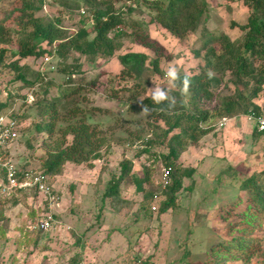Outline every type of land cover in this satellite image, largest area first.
<instances>
[{"label": "rangeland", "instance_id": "obj_1", "mask_svg": "<svg viewBox=\"0 0 264 264\" xmlns=\"http://www.w3.org/2000/svg\"><path fill=\"white\" fill-rule=\"evenodd\" d=\"M22 1L0 0V26L4 32L0 37V47L8 50L17 48L18 40L14 32L20 26L18 18L24 21L18 10ZM31 1L38 3L36 0ZM76 1L78 0H42L39 10L34 12L44 22L60 17L58 24L66 29V35L69 36L78 31L83 21L86 39L90 40L95 33L92 28L93 9L89 5H83L81 0L78 1L80 6L73 8ZM207 1L206 18L199 28H203L204 33L227 34L237 42L242 35L239 25L246 21L248 8L241 0ZM111 3L114 10L123 12V15L119 13V20L125 35L118 39L120 47L114 49L110 56L82 54L72 49L63 58L55 51L57 42L51 45L43 42L42 46L50 51L46 52L49 54L27 56L18 62L20 65L29 63L31 69L39 73L32 90L26 92L27 95H32L27 96V104H21L23 99L20 97H7L8 89L15 95L14 83H10L13 74L7 70L0 71V101L7 99L9 103L2 111L9 112L10 108H14L18 113H30L29 118L18 122L19 135L10 146V155L20 167L40 169L38 166L45 156L44 146L49 141L46 135L32 132L34 123L41 120L35 108L31 107L37 99L51 100L60 87L66 91L74 89V93L69 94L60 109L68 102H73L78 103L82 109L92 110L102 128L107 131L110 146L117 142L123 144L125 152L129 147L134 152L135 149H144L148 145V139L154 136L153 129L158 132L157 125H163L158 114L146 107L143 99L175 88L170 78L172 75L176 78L182 72H199L198 60L194 57L193 50L200 45V34L190 32L181 39L173 36L151 20L152 12L142 1L136 3L112 0ZM136 31L148 34L154 39L158 49L155 51L154 48L153 51L136 42ZM132 51L146 54L145 75H151L150 84L142 82V78L140 81L121 78L122 66L117 56ZM46 56L49 57L47 60L44 59ZM154 56L159 59L158 68L162 70L160 75L153 73L150 66ZM207 73L211 78L214 77L209 87L213 97L201 98L197 103L208 109V118L206 122H201L200 127H210L209 131L193 141H186L185 149L174 163L181 170L178 177L180 186L174 194V205L164 212H159V206L167 196L159 183L160 167L164 162L158 154L164 153L167 143L153 144L150 146L152 151L147 149L148 160L144 166L147 182L143 190L134 192L136 205L130 209L138 220L127 231L130 233L127 250L122 249L127 244L125 237L110 228L117 225H99L98 233L91 234L94 227L90 230L84 229V226L78 229L74 226L75 222L72 225L64 220L66 217L68 220L69 217L76 216V208H71L69 204L79 205L74 203V196L71 198L73 202L64 204L65 211L70 214L63 218L61 212H58L56 220L59 223L56 221L50 229L44 231L35 225L37 212L41 209L38 206L39 198L36 195L28 197L18 193L13 194L10 199L0 197V264H256L253 261L246 263L238 258L233 259L231 256L213 263L212 247L218 240H225L236 233L231 225L240 223V220L232 211L234 202L245 194L241 189V180L253 171L264 168V133L259 135L257 131L254 132V124L246 116L255 102L262 105L259 108L264 112V87L252 99L246 111L237 115L243 116V119L232 123L235 126H231L230 121L219 126L221 116L215 114L214 109L218 107L220 96L231 93L233 86L226 82V76L221 79V75L212 70ZM27 77L31 78L30 75ZM25 91V88L19 90L20 94H25ZM188 95L187 92V103L190 98ZM176 131L182 129L174 130ZM171 134L172 132L169 135ZM138 145L142 148H135ZM106 152L105 148L100 151L101 165H104V161L107 162L102 158ZM135 168L141 173L140 168ZM99 194L96 196V205L99 203ZM151 206L155 209L152 210ZM129 212L127 210L125 215ZM73 229H84V235L77 236ZM261 233H264V221L254 230L255 235ZM110 246H116V252Z\"/></svg>", "mask_w": 264, "mask_h": 264}, {"label": "trees", "instance_id": "obj_2", "mask_svg": "<svg viewBox=\"0 0 264 264\" xmlns=\"http://www.w3.org/2000/svg\"><path fill=\"white\" fill-rule=\"evenodd\" d=\"M36 1L37 4L31 0H23L18 9L24 21L19 18L17 20L20 25L14 32L18 40L17 48L8 50L0 47V71L11 72L13 77L10 83H14L15 86V95L11 89H8L7 97L12 99L20 97L23 99L21 104H27L26 92L32 90L31 87L38 81L39 73L31 69L29 63L20 65L19 59L49 54L50 51L42 46L43 42L48 45L57 42L55 51L63 58H66L72 49L82 54L110 56L114 49L120 47L118 39L125 35L119 20V13L123 15V12L114 10L111 5L112 0H81L83 5H89L93 9L92 28L95 33L90 40L86 39L87 33L83 27V21L78 31L70 36L66 35V29L58 24L60 17L44 22L43 18L35 15L34 12L39 10L42 0ZM78 1L72 5L73 8L80 6ZM124 1L136 3L142 1L152 12L151 20L179 39L190 32L198 33L201 37L199 47L193 50V55L198 60L199 72L191 74L182 72L177 74L176 78L171 74L172 77L170 75L168 77L172 79L175 88L157 92L152 97L143 99L146 107L153 109L152 112L158 114L163 121L162 126L157 125L158 132L153 129L154 136L148 139V145L144 146L142 151L147 152L146 147L156 143H167L164 146L166 149L164 153L159 154L164 165L171 167V180L163 188V193L167 196L159 206V212H164L174 205V194L180 186L178 177L181 170L176 168L174 163L185 149L186 141L197 139L206 134L210 128L200 127L201 122H206L208 118V109L200 107L197 103L201 98L213 97L209 87L214 77L211 78L207 72L212 70L221 75V79L226 76V82L233 86L231 93L220 96L218 107L214 109V113L221 117L243 114L252 103V99L264 87V0H241L249 13L246 21L239 25L242 35L237 42H234L227 34L204 33L203 28H199L206 18L207 0ZM141 32L136 31L134 40L153 51L155 48L156 51L158 47L154 39ZM3 35V27L0 26V37ZM117 59L122 66L120 72L122 79L140 81L142 78V82L150 84L151 75H145L147 59L145 53L126 52L118 55ZM158 62V57L154 56L150 66L153 73L160 75L162 70L158 68ZM20 88L26 89L25 94H20ZM62 88L60 87L51 100L42 98L31 104L37 116L41 118L34 123L33 134L41 133L49 138L44 146L45 156L38 167L50 177L60 174L66 162L90 164L92 160L100 157V151L103 148L108 151L110 147V137L95 118L92 110L82 109L78 103L73 102H68L69 105H63V109H60L65 99L69 98V94L74 93V89L66 91ZM187 92L190 96L188 103ZM129 99L132 98L129 97ZM7 102V99L0 101V113L6 112L2 110L9 105ZM261 106L257 102L252 103V110L260 111ZM9 115L19 122L29 118L30 113L26 111L18 113L14 108H10ZM176 129H182V131L174 132ZM171 132L172 134L169 135ZM258 133L260 135L264 132ZM120 168L119 179L130 171L131 161L123 159ZM241 189L245 191V194L234 202L232 211L237 215L240 223L231 225L236 233L225 240H218L212 247L213 263L231 256L233 259L238 258L246 263L253 261L256 264H264V233L254 234V230L264 221V168L244 177L241 180ZM102 196L110 198V206L116 211L123 206L131 205L130 201L121 197L118 181H109ZM12 197L13 195L10 198ZM220 250L223 251L220 253ZM186 264L200 263L187 262Z\"/></svg>", "mask_w": 264, "mask_h": 264}, {"label": "crops", "instance_id": "obj_3", "mask_svg": "<svg viewBox=\"0 0 264 264\" xmlns=\"http://www.w3.org/2000/svg\"><path fill=\"white\" fill-rule=\"evenodd\" d=\"M237 117L233 116L228 118L227 122L230 121L229 124L231 126H235L232 123L237 122V119H243V116ZM122 145L123 144H119L117 142L112 143L106 154L102 156V158L107 161H104V165H101L102 163L100 164L101 157L92 160L88 165L85 163L76 164L73 162H66L63 166L62 172L53 177V185L54 188L60 192V201L55 209V218L58 212H61L60 215H62L63 218H65L67 214H70L67 213L68 211H65L66 206H64V204L66 202H73V199L71 198L74 196V203L79 205L75 206L71 205L72 203L69 204L71 208H76V216H73L74 218L69 217L68 220L66 217L64 220L68 223H71L72 225L75 222L74 226L78 227V229L79 227L84 226V229L87 228L90 230L91 227H94V229L91 230V234L96 232L98 233V230L100 229L99 225H117L111 226L110 228H113V231L115 232H120L121 236L125 237L127 244L125 247H122V249L125 248V250H127L129 248L127 246L130 234L127 231H129L130 227L135 224L134 222L138 220L137 217H135V220L134 216L132 215L133 211L131 212V209L136 205V199H134V196L136 195H134V192L139 191V189L143 190L145 187L147 178L144 176V172H146V168L144 166L146 165L145 161L148 159L146 158L147 152H143L141 149H135L133 152L134 149H131L130 147L126 148L128 151L125 152V148H122ZM135 148L142 147L138 145V147ZM146 149L151 151L153 150L150 146H147ZM158 156L160 155L158 154ZM123 159L131 161V169L127 174H125L123 178L119 179L118 177L121 173V161ZM135 167L140 168L141 173ZM109 181H118L121 197L126 201H130V206H123L118 211L114 210L110 206V198L102 196ZM161 189L163 190L162 187ZM98 194L100 196L98 198L99 203L96 205L95 200ZM154 196V200H156L157 194L155 193ZM127 210H130V212L129 214L125 215ZM56 221L59 223L58 220ZM83 230L81 229L77 231L76 229H73L74 233L79 237L84 235ZM84 244L86 246L88 245L87 242ZM106 244L108 243H105V245ZM109 248L114 252L117 250L116 246H110Z\"/></svg>", "mask_w": 264, "mask_h": 264}, {"label": "built area", "instance_id": "obj_4", "mask_svg": "<svg viewBox=\"0 0 264 264\" xmlns=\"http://www.w3.org/2000/svg\"><path fill=\"white\" fill-rule=\"evenodd\" d=\"M49 57H44L47 60ZM32 97L31 93L27 95ZM247 118L254 124V130L264 132V112L248 110ZM228 117L222 116L218 125H224ZM19 123L9 115L0 113V197L10 198L13 194H24L28 197L36 195L39 198L40 211L37 212L36 227L48 230L56 222L55 209L60 201V195L50 177L41 169L20 167L10 155V146L18 138ZM137 147V146H136ZM171 167L161 165L159 183L162 188L170 182ZM31 195V196H30ZM154 210L155 207L151 206Z\"/></svg>", "mask_w": 264, "mask_h": 264}]
</instances>
